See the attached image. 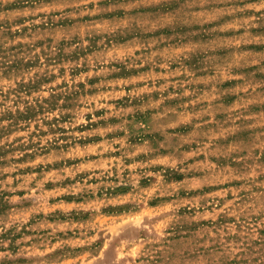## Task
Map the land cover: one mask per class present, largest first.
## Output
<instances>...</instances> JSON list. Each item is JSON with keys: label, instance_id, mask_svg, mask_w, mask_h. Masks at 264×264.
I'll return each instance as SVG.
<instances>
[{"label": "clouds", "instance_id": "obj_1", "mask_svg": "<svg viewBox=\"0 0 264 264\" xmlns=\"http://www.w3.org/2000/svg\"><path fill=\"white\" fill-rule=\"evenodd\" d=\"M13 2L0 264H264V0Z\"/></svg>", "mask_w": 264, "mask_h": 264}, {"label": "rangeland", "instance_id": "obj_2", "mask_svg": "<svg viewBox=\"0 0 264 264\" xmlns=\"http://www.w3.org/2000/svg\"><path fill=\"white\" fill-rule=\"evenodd\" d=\"M6 10L9 11V12L19 11L20 9H19V4H18L17 0H14L13 3L9 4L7 6ZM3 154H5V153L0 151V155H3ZM23 194H24L23 190H18L16 192V195H23ZM11 196H12V192H11L10 189H4L2 191V193H0V204H2L4 208L8 207V203H7V201L4 200V197L11 198ZM71 259L72 258H70V260ZM81 264H83V261H81Z\"/></svg>", "mask_w": 264, "mask_h": 264}]
</instances>
